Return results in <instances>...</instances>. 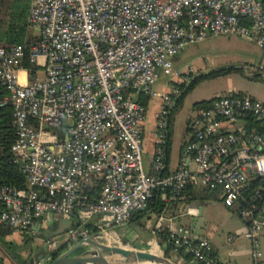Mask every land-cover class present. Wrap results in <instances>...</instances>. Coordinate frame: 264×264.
<instances>
[{"label": "built area", "instance_id": "built-area-1", "mask_svg": "<svg viewBox=\"0 0 264 264\" xmlns=\"http://www.w3.org/2000/svg\"><path fill=\"white\" fill-rule=\"evenodd\" d=\"M28 2L35 39L0 48V108L11 107L16 134L10 153L25 179L21 189L0 186V227L33 234L39 221L76 216L80 226L61 236L67 249L90 236L116 245L119 238L111 235L117 228L161 193L166 206L154 217L153 239L165 231L174 249L191 254L189 264H222L208 241L192 239L167 214V204L185 199V190L196 187L219 189L223 205L233 208L252 180L263 184L254 190L255 198L262 197L264 103L232 92L197 109L176 170L162 175L167 116L179 94L159 95L152 87L160 75L182 83L172 59L209 36L239 37L264 52V1ZM25 62L32 69L23 68ZM20 71L27 75L25 84ZM140 95L162 98L149 173L143 166L146 109ZM248 118L263 131L249 129ZM97 180L100 194L89 202L83 190ZM237 213L257 259L261 209L251 204L239 206ZM89 222L94 233L84 227ZM46 244L51 252L57 242Z\"/></svg>", "mask_w": 264, "mask_h": 264}, {"label": "rangeland", "instance_id": "rangeland-1", "mask_svg": "<svg viewBox=\"0 0 264 264\" xmlns=\"http://www.w3.org/2000/svg\"><path fill=\"white\" fill-rule=\"evenodd\" d=\"M32 35L35 37L34 32H32ZM235 38L236 37L233 36L231 39L235 40ZM228 40L229 39L224 36H209L202 42L185 47L177 54L176 57L172 59L174 67L180 72V80L182 81L184 79V81H182V83L177 82V84L174 83L165 85V82L168 80L163 75H160L159 79L155 83L158 88L164 92L174 91V96L177 95L176 93H181V90L186 88V86L197 77V81L193 84L191 90L185 94L179 105L175 107L169 117V153L171 163L174 162L178 146L185 135V123L194 116V103L225 96L232 90L264 100V82H262V79H264V72L262 69L255 67V51L249 54L239 52L235 47L228 44ZM227 67H233L241 71L214 78L198 77L200 75H208L212 71H217ZM258 74L259 79L253 78ZM20 76L22 78L23 74H20ZM143 166L145 167L144 161ZM215 203V206H209L206 210V213H208V211L210 213L209 219L211 222L217 225H221V223H228L233 227H241L242 222L236 215V212L234 213L229 209L224 208L219 200L215 201ZM237 207L238 205H235V207L231 210L236 211ZM155 216L156 215L145 214L142 219H137V222L131 223L130 228L134 232L130 233V235L125 234V236L121 237L119 232L116 230V237L115 235H111L115 239L119 238L118 244L116 245H113L111 242H107L105 240H100L98 242L108 246H119L127 249H137L142 251H149L152 248L151 244L153 243L156 247L154 246L151 250H156L157 254L160 253V255L164 256L163 251L159 248L155 239L147 235V232L154 224L153 222ZM135 220L136 219H134V221ZM55 221L56 222L52 231L55 233L62 232L60 233L62 236L64 234L63 229H65L64 227L67 225V221L66 219L59 218L58 216H55ZM31 242L32 240L29 241L23 239L21 241V243H23L22 248L28 251L31 246ZM44 242L47 243L50 241ZM170 260L173 261L174 259L172 258ZM46 263L47 262H44L43 264ZM10 264H15V262L10 261ZM174 264L176 263L174 262Z\"/></svg>", "mask_w": 264, "mask_h": 264}, {"label": "crops", "instance_id": "crops-1", "mask_svg": "<svg viewBox=\"0 0 264 264\" xmlns=\"http://www.w3.org/2000/svg\"><path fill=\"white\" fill-rule=\"evenodd\" d=\"M232 37L233 36L231 37L226 36V38L229 39L228 44L232 47H235L239 52H242L244 54H249L255 51V54H256L255 67L262 69V71L264 72V52L258 49L256 46H254L252 43H250L249 41L245 39L236 37L235 40H232L231 39ZM20 74H23L22 78ZM18 78H19L20 83L22 84H25L27 82V75L24 71H20L18 73ZM167 80L168 81L165 82V85L174 84V83L177 84L178 82V81H174L168 78ZM155 83L152 87V90L155 93L159 95L170 96V97L173 96L174 91L164 92L163 90L158 88V86ZM232 92L238 93L241 95L250 96L264 103V100L256 98L254 96H251V95H248L242 92H237L235 90H232L229 93H232ZM180 94L181 93H179L178 96L174 97V103L167 116L166 130H167L168 135H169V129H168L169 116ZM137 99H139L141 103L142 102L145 103L143 106L146 109V118H145V123H144V140H143V161L145 165L144 169L146 172L149 173L150 172V160L154 154L155 140H156L154 136L156 115L160 111V108L162 105V98L140 95L137 97ZM210 100H202V101H210ZM196 103H199V102H196ZM196 103L193 104V109L195 111L194 116L197 110L194 107ZM193 117H191L185 123V132H184L185 135L183 136L178 146V151L176 153L173 163H171L170 161V153L168 154V159H167V173L168 174L173 173L176 170L178 163L180 161V158H181L182 149L184 145L192 137V127L190 123ZM169 140H170V135H169ZM190 168L193 169V166L190 165ZM194 189L196 192L192 193L188 197L185 196V199L187 198V200L190 202H187V204L182 202V204H179L178 206H173V207L169 205L167 209V214L173 217L174 221H176L177 224H180L186 227L189 230V233L192 239L208 241V243L210 244V248H211V255L214 256L220 263L222 264H264V228L261 230L260 235H259L260 257L255 259L253 257V251H254L253 244L249 239L245 238L244 236V233L246 230V223L240 218V216L237 213L239 203L236 204L238 205V207L236 208V211H232L231 210L232 208H227V209H229L231 212H234V213L236 212V215L242 222L241 227L240 228H238V226L233 227L232 225H229L228 223L227 224L221 223V225H217L211 222V220L209 219L210 213L209 211L208 213H206V210L209 208V206H215L216 205L215 201L217 200H219L222 203L221 193L219 189L209 190V191H206L204 194H201V192H199L200 188L195 187ZM223 207L226 208L224 205ZM189 209L195 210L194 213L189 214L188 213ZM260 209H261V212H264V199L262 201ZM66 221H67V225L64 227L65 229H63V231L69 228L72 224L71 218L66 219ZM55 222H56L55 217H53L47 221H39L36 224L34 228V233L32 234L33 239L31 242V246L28 249L29 251H31L32 253L39 252L42 248L43 243H45L44 238L48 237L49 239L50 238L53 239L55 236L60 235L61 232L55 233L54 231H51ZM130 225L131 224H127V225L117 228V231L119 232V235H121V237L125 236V234L130 235V233L134 232L133 230H131ZM147 235L151 236V229L147 232ZM230 236H234V239L229 241L228 237ZM0 239H2L5 242H9L12 246H14L15 247L14 253L20 256L24 255L27 252V250H24L22 248L23 243H21V241L24 239V235L22 233L10 232V234H8L7 236L1 237ZM154 246L155 245L151 247L154 248ZM152 251L155 252V250H152ZM10 253L11 252L9 251V249H6L0 245V259L4 262V264H10V261H13L10 257ZM179 263L185 264L182 260H180Z\"/></svg>", "mask_w": 264, "mask_h": 264}, {"label": "trees", "instance_id": "trees-1", "mask_svg": "<svg viewBox=\"0 0 264 264\" xmlns=\"http://www.w3.org/2000/svg\"><path fill=\"white\" fill-rule=\"evenodd\" d=\"M264 1V0H263ZM30 4L28 0H0V48H9L14 45H25L32 42L35 37L32 35V30L29 28L27 17L29 12ZM23 68L30 70L31 65L27 62L23 64ZM32 69V68H31ZM241 70H237L233 67H227L223 69H219L217 71H212L208 75H200L198 77L201 78H214L225 76L234 72H239ZM259 74L255 75L253 78L259 79ZM197 81L196 79L192 80L186 88L181 90V94L176 100L174 107L172 108L171 112L175 109L177 105L181 102L182 98L185 94L191 90L193 84ZM264 82V79H262ZM139 103L140 100L137 99ZM211 101V100H210ZM210 101H202L196 103L194 107L196 109H200L206 107ZM144 105L145 103H141ZM171 114V113H170ZM170 117V116H169ZM247 127L249 129H254L258 132H262L263 129L260 126L258 121L253 120L252 118H248L247 120ZM15 128L12 124V116H11V107L6 106L4 108H0V142L2 151L0 154V186H8L16 189L24 188L25 186V179L23 174L21 173L20 164L15 162L13 155L10 153V148L15 141ZM169 147H170V140L169 135L167 133V141L164 145V157H165V169L162 171V175H167V159L169 154ZM102 182L100 180L95 181L90 187H87L83 190V195L86 197L87 201L94 202L101 190ZM258 187H263V184L260 180H252L249 182V186L242 192V196L239 200L240 207H246L248 205H255L257 207H261L262 201L264 199V191L262 192L261 198H255L254 190ZM206 191L205 189H200L199 192L204 194ZM196 192L193 187H188L185 190L184 197L189 196L192 193ZM161 194V193H160ZM160 194L157 193L154 199H152L147 208L144 211L134 213L129 221L128 224L135 223L138 220L142 219L145 214L149 215H160L166 203L162 201ZM182 202L186 203L190 202L187 198L184 200L174 199L167 204V209L170 206H178L182 204ZM72 224L69 228H67L63 233H65L68 229L80 226V223L76 216H72ZM134 219H136L134 221ZM134 221V222H133ZM84 227L90 232L94 233L96 230L92 224L89 222L88 224L84 225ZM54 228V226H53ZM52 228V230H53ZM51 230V231H52ZM12 232L8 227L2 226L0 227V238L7 236ZM62 233V232H61ZM24 235V240H32V233L26 232L22 233ZM61 235H57L53 238L57 242L56 247L53 251H51V255L53 258L58 256L61 252L67 249V245L65 242L61 241ZM155 241L158 244L159 248L163 251L164 257L169 259H174L173 261L176 264H180L179 261L182 260L185 264H189L192 260V256L183 248L174 249L173 245L167 238V233L165 231H159L155 234ZM52 238H44V241H51ZM2 241V242H1ZM0 245L6 249H9L10 257L16 264H24L25 261L23 258L14 253L15 247L12 246L9 242H5L0 239ZM81 252L78 251L77 253ZM0 264H4V262L0 259ZM203 264V263H197Z\"/></svg>", "mask_w": 264, "mask_h": 264}, {"label": "water", "instance_id": "water-1", "mask_svg": "<svg viewBox=\"0 0 264 264\" xmlns=\"http://www.w3.org/2000/svg\"><path fill=\"white\" fill-rule=\"evenodd\" d=\"M264 217V212H261ZM80 253H77L80 251ZM24 264H174L172 260L149 251L108 246L93 237L79 241L53 258L48 246L43 243L38 253L27 251L21 256Z\"/></svg>", "mask_w": 264, "mask_h": 264}, {"label": "bare ground", "instance_id": "bare-ground-1", "mask_svg": "<svg viewBox=\"0 0 264 264\" xmlns=\"http://www.w3.org/2000/svg\"><path fill=\"white\" fill-rule=\"evenodd\" d=\"M153 245H154V244H151L152 247H153ZM156 249H157V248H156ZM157 250H158V249H157ZM149 252L152 253V254H155V255H160V253L157 254V251H156V250H155V252H153L152 250H149Z\"/></svg>", "mask_w": 264, "mask_h": 264}, {"label": "flooded vegetation", "instance_id": "flooded-vegetation-1", "mask_svg": "<svg viewBox=\"0 0 264 264\" xmlns=\"http://www.w3.org/2000/svg\"><path fill=\"white\" fill-rule=\"evenodd\" d=\"M80 253V252H79Z\"/></svg>", "mask_w": 264, "mask_h": 264}]
</instances>
